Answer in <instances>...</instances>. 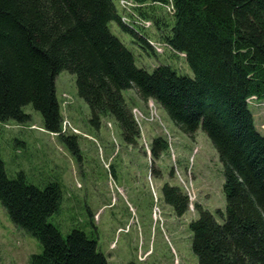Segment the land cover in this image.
Listing matches in <instances>:
<instances>
[{
	"label": "trees",
	"instance_id": "trees-1",
	"mask_svg": "<svg viewBox=\"0 0 264 264\" xmlns=\"http://www.w3.org/2000/svg\"><path fill=\"white\" fill-rule=\"evenodd\" d=\"M135 1L173 5L164 38L174 52L186 54L194 76L167 64L152 72L137 66L110 23L134 35L140 29L122 20L113 0H0V120L28 121L24 107L32 104L44 128L60 132L56 77L67 69L91 108V122L99 127L111 116L125 140L137 144L141 129L123 94L135 88L186 134L205 131L223 163L222 220L198 204L200 216L190 223L199 264H264V134L249 101L264 99V0ZM139 38L153 48L146 36ZM157 144L168 147L155 138L154 155ZM163 194L178 215L187 212L189 196L179 186L166 183ZM0 199L11 219L43 245L29 264H109L95 238L81 229L64 237L49 222L61 204L58 182L41 188L23 172L10 178L0 157Z\"/></svg>",
	"mask_w": 264,
	"mask_h": 264
},
{
	"label": "rangeland",
	"instance_id": "rangeland-1",
	"mask_svg": "<svg viewBox=\"0 0 264 264\" xmlns=\"http://www.w3.org/2000/svg\"><path fill=\"white\" fill-rule=\"evenodd\" d=\"M113 1L122 20L140 29L134 35L117 21L110 23L134 53L137 66L152 72L167 64L179 74L194 76L186 54L174 52L164 38L173 23V5ZM141 6L147 17L137 9ZM56 90L63 117L60 132L45 129L42 113L32 104L24 107L28 121L0 120V157L8 176L23 172L28 183L41 188L58 182L61 204L49 222L64 237L81 229L95 238L109 264H199L190 228L200 216L197 205L219 220L217 209H226L223 163L207 133L199 129L186 134L156 100L144 101L131 88L123 94L133 107L141 136L137 144H130L111 116L103 117L99 127L91 122V108L78 93L75 74L62 70ZM252 100L253 106H264V99ZM259 128L264 133V123ZM157 137L168 147L157 144L154 155ZM166 183L188 194L184 215L165 200ZM42 251L38 238L11 219L0 199V264H29L31 255Z\"/></svg>",
	"mask_w": 264,
	"mask_h": 264
},
{
	"label": "crops",
	"instance_id": "crops-1",
	"mask_svg": "<svg viewBox=\"0 0 264 264\" xmlns=\"http://www.w3.org/2000/svg\"><path fill=\"white\" fill-rule=\"evenodd\" d=\"M257 100L258 99H256V101ZM259 100H261V99H259ZM251 106H252L251 109H252V111L254 113V117H255V123H256L258 129L260 130L259 124H260V126H262V124L264 123V106H262V105L261 106H257V105H254L253 106V105H251Z\"/></svg>",
	"mask_w": 264,
	"mask_h": 264
},
{
	"label": "bare ground",
	"instance_id": "bare-ground-1",
	"mask_svg": "<svg viewBox=\"0 0 264 264\" xmlns=\"http://www.w3.org/2000/svg\"><path fill=\"white\" fill-rule=\"evenodd\" d=\"M256 97H255V95L254 96H252L250 99H249V101L251 102V101H253L252 99H255Z\"/></svg>",
	"mask_w": 264,
	"mask_h": 264
},
{
	"label": "built area",
	"instance_id": "built-area-1",
	"mask_svg": "<svg viewBox=\"0 0 264 264\" xmlns=\"http://www.w3.org/2000/svg\"><path fill=\"white\" fill-rule=\"evenodd\" d=\"M125 6V4H123Z\"/></svg>",
	"mask_w": 264,
	"mask_h": 264
}]
</instances>
